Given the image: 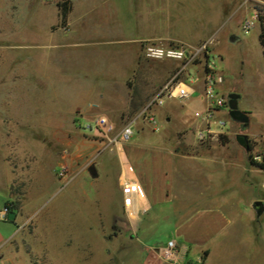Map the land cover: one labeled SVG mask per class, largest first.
Segmentation results:
<instances>
[{
  "label": "rangeland",
  "instance_id": "374dc122",
  "mask_svg": "<svg viewBox=\"0 0 264 264\" xmlns=\"http://www.w3.org/2000/svg\"><path fill=\"white\" fill-rule=\"evenodd\" d=\"M57 1L0 0V151L13 172L5 169L13 177L6 220L16 231L0 252V264H142L143 246L166 240L168 222L142 215L145 231L130 237L135 232L117 186L113 139H121L120 129L131 121L135 139L173 138L188 113L204 103L198 92L185 100L169 97L152 113L155 123L147 119L155 104L144 108L167 80L163 69L179 62L139 60L132 67V38L159 27L147 15L153 0H70L64 27ZM220 2L231 7L230 0ZM237 3V13L221 19L209 58L224 78L218 93L239 95L238 108L251 115L248 137L264 155V46L258 38L264 0ZM248 18L255 22L245 31ZM201 66L185 71L196 78ZM131 68H137L135 76ZM100 115L112 125L107 132L92 127ZM217 115L225 129L237 130L226 105ZM187 130L191 136L192 128ZM231 172L198 173L185 184L193 195L229 189L243 216L252 218L248 204L251 197L264 198V170L245 181ZM178 182L175 194L182 197Z\"/></svg>",
  "mask_w": 264,
  "mask_h": 264
},
{
  "label": "crops",
  "instance_id": "0c3cea01",
  "mask_svg": "<svg viewBox=\"0 0 264 264\" xmlns=\"http://www.w3.org/2000/svg\"><path fill=\"white\" fill-rule=\"evenodd\" d=\"M220 1L153 0L147 15L154 21L155 27H159L132 38L134 48L132 67L138 65L139 60H153L142 54L141 41L143 40L186 46H198L210 41V50H212L219 33L221 19L237 13L240 5L237 0H230L231 7L227 8L228 6L221 4ZM161 60L165 62L174 59ZM174 64L171 70L163 69L167 73V80L164 83L172 76L179 62ZM132 71L135 76L137 68H131L129 75ZM196 89L199 99L204 103L199 93L202 90L200 82L196 84ZM155 94L144 108L148 110L155 104L153 110L151 109L153 114L156 113V107L166 99H162L161 103H151ZM198 110L200 109L188 113L189 117L183 121L184 126L176 132L173 138L141 140L131 136L129 139L121 138L114 141L116 150H122L124 158L131 164L132 177L140 183L145 192V197L139 201L140 211L136 225L131 226L128 223L135 232L130 237L133 239L138 232L144 230L141 227L142 215L152 213L163 223L168 222L169 229L166 240H155L143 246L145 260L142 264H150L152 261L153 264L166 263L161 257L159 261L156 252L169 239H174L176 242L177 259L173 264H264L262 234L264 222L260 221L264 210L257 216L252 208L254 201L264 202V198H250L248 206L253 212V217L249 218L243 216L241 204L227 193L229 189L210 193L198 192L193 195L185 184V182H190L195 174L204 175L205 172L215 171L218 168L232 171L234 177L238 175L244 181L254 170H264L254 166L249 159L252 152H257L254 148V141L248 137L249 133L246 132L250 128L251 115L245 112L248 117L246 122L234 120L237 130L230 127L223 141L218 139L207 142L198 141L195 137L198 125V122H195V113ZM164 116L167 123L170 120L169 112L165 111ZM188 128H192V137L188 136ZM154 129H157L156 125ZM243 135H246V138ZM112 158L116 163L117 186L121 189V164L118 154L113 153ZM68 159L69 165L72 157ZM177 164L182 165L183 172L177 171ZM91 165L94 166L95 173L89 172L95 177L97 175L96 164L91 163ZM8 166L12 172L8 158L0 151V199H4L3 204L9 199L10 184L13 178L12 175L8 177L6 174L5 169ZM178 179L182 181L181 195H184L182 197H177L175 194L176 187L180 185ZM236 184L234 179L233 186ZM190 194L191 198H187ZM154 209H156L155 213ZM149 225H155V223H148L147 226ZM253 226H258V228L255 229ZM15 235L16 231L12 229L11 223L7 220H0V252L6 248Z\"/></svg>",
  "mask_w": 264,
  "mask_h": 264
},
{
  "label": "built area",
  "instance_id": "2783aa9c",
  "mask_svg": "<svg viewBox=\"0 0 264 264\" xmlns=\"http://www.w3.org/2000/svg\"><path fill=\"white\" fill-rule=\"evenodd\" d=\"M254 18L243 21V30H249L254 25ZM210 41L198 46L172 45L168 42L156 40L141 41L142 54L150 59H174L179 61L172 76L164 83L154 95L151 103H161L164 98H177L185 100L197 92L196 84L201 83L202 90L200 97L204 100V107L195 113L198 125L195 130V137L198 141L218 140L221 135L227 133L226 123L217 113L223 106L228 107L229 96H221L218 87L223 82L222 73L216 68L214 60H210ZM190 64L202 65L201 71L196 78L187 73L186 67ZM229 110V107H228ZM151 123H155L154 115L151 113L147 117ZM93 128H100L107 132L112 125L105 115L98 116L92 123ZM133 134V121L122 126L119 135L123 139H129ZM114 141L117 139L114 138ZM121 164L120 185L123 193L124 206L128 214V223L136 225L137 215L140 211L139 201L145 197L143 187L132 177V166L124 158L122 150H117ZM250 158L255 162H264V155L259 152H252ZM62 173V172H61ZM11 205L6 204L0 209V220H6ZM159 256L167 263L173 264L177 259L176 242L169 239L163 247L158 250Z\"/></svg>",
  "mask_w": 264,
  "mask_h": 264
},
{
  "label": "trees",
  "instance_id": "16d2710c",
  "mask_svg": "<svg viewBox=\"0 0 264 264\" xmlns=\"http://www.w3.org/2000/svg\"><path fill=\"white\" fill-rule=\"evenodd\" d=\"M56 5L59 9V17H60V22H59L60 25L59 26L64 27L67 15L71 10V1L70 0H60V1H57ZM259 24H260V32H259L258 38H259V42L261 43V45L264 46V19L262 16H260ZM224 137H225L224 135H221L219 137V140L223 141ZM249 159H250V162L254 166H257L261 169H264V162H255L250 157H249ZM6 204H11L9 199H7L5 201L4 205H6Z\"/></svg>",
  "mask_w": 264,
  "mask_h": 264
},
{
  "label": "water",
  "instance_id": "95a60500",
  "mask_svg": "<svg viewBox=\"0 0 264 264\" xmlns=\"http://www.w3.org/2000/svg\"><path fill=\"white\" fill-rule=\"evenodd\" d=\"M228 96H229L228 107H229L230 117L233 120L239 122H246L248 120V117L246 116V114L241 112L237 106L238 94L230 93ZM243 137L246 138V135H243ZM252 208L255 210L256 215L259 216L264 210V202L261 200H256L252 203Z\"/></svg>",
  "mask_w": 264,
  "mask_h": 264
},
{
  "label": "flooded vegetation",
  "instance_id": "af4514ba",
  "mask_svg": "<svg viewBox=\"0 0 264 264\" xmlns=\"http://www.w3.org/2000/svg\"><path fill=\"white\" fill-rule=\"evenodd\" d=\"M89 171L92 172V173H95V170H94V166L93 165H90Z\"/></svg>",
  "mask_w": 264,
  "mask_h": 264
}]
</instances>
